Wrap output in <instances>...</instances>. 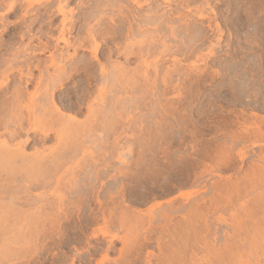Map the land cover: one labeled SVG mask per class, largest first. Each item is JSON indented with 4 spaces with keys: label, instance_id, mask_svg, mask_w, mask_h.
I'll return each instance as SVG.
<instances>
[{
    "label": "rangeland",
    "instance_id": "1",
    "mask_svg": "<svg viewBox=\"0 0 264 264\" xmlns=\"http://www.w3.org/2000/svg\"><path fill=\"white\" fill-rule=\"evenodd\" d=\"M15 1L17 2L16 4H18V6L27 5V3L32 2L31 4L33 5L34 13H31L30 16H28V21L34 20L37 17L38 12L44 13V4L47 3L45 0H41V2L45 3H43L42 6H38V1L40 0H0V4L4 3V6L2 5L3 7H0V42H5L4 44L8 43L10 49L12 48V50L8 51L7 54H5L7 49H5L6 51H2L5 56H3L5 60L6 56L8 58L12 57V53H20V51L18 52V49L22 50L24 45L26 46L24 48H27V43H32L31 46H37V44L40 42L38 36H35L36 39H25L27 41L24 40V45L21 46L19 34L20 32L26 31V24H20L23 23V20L20 19V16L23 14V8L19 7L20 10L18 9V11L14 14H9V12L7 13L8 4ZM184 1L154 0V4H145V10L139 13L140 16L137 18L139 20H135L132 23V31L134 32V35L132 36L131 40L128 38L129 33H126L130 24L125 23L120 25L117 22H113L115 19V21H117V18H119L117 15L120 14L119 11L123 12L121 9H123L124 12L130 10L136 11L134 7H132V4H130L129 0L125 2L122 1V3L120 2L115 5L111 0H72L70 2L69 7H67V11H74V20L76 23L78 22V28L75 27V29L72 31L73 33L71 37H69L74 43H78L80 41L82 38L81 33L83 36L86 35V23L83 21L81 22V20L89 14H95L96 11H98V13H96L98 15H96L97 17H93V21H90V25L88 27L94 28L95 30H104L106 27H109L114 23V25L123 26L125 35L123 36L124 39L122 38L119 41L121 43L120 47L123 48L122 50H124V48L126 49L127 47L128 50H124L125 52L122 51L123 54L120 53V55L117 53L115 55L114 53V55H112V59H110L112 63H122L126 67V70L132 69V72L134 71L135 75L133 79H135L137 76L136 82L131 81V79L123 78L122 83L120 79V81H117V83L119 82L118 85H116L113 80H109L107 84L110 86H107V88L105 86L106 81L103 82L104 80L102 81L101 79V67L98 65L100 62L101 65L107 63L106 60L100 58L99 63L95 59L92 61L93 55L92 51H89L90 49H78L77 55H75V61L83 60L85 62H92V68L95 67L93 68L94 72L92 73V77L94 79L92 80V77L90 78L92 80L90 84L92 85H89L90 87L87 89L88 92L85 89L86 92H84L86 94L82 93L84 82L82 81V85H80V81L83 79H75L74 83L69 84L67 88H62L63 90H59L60 92L62 91L61 96L63 98L61 101H59V105L56 103L57 101L55 104H57L58 107L61 105V109H63L65 114H68V116L73 115L76 117L77 115L75 119L78 123H80V125H78L75 129L78 130L79 128L80 132H75L74 130L75 133L72 131V135L71 133L70 135H63L60 141H58L56 138H52L51 140L44 143V145L33 143H27L26 147L24 145V148H27V152L25 149L24 150L28 156L34 157L35 155L33 156V154H36L38 151L43 153L42 161L44 166L37 167L39 169L35 167L33 170H31L30 168L27 169L23 167L24 165L20 163L18 159L15 160V155L17 154L14 150L11 157L15 156V163L12 161L13 158H9V161L12 159L10 163L8 161L5 163L4 160V162H1L0 198L2 201L4 200L6 202L10 200L9 198H12L10 203L13 202L15 206L18 205V208L15 207L17 210L4 208L5 211L3 212L6 214L5 216L1 217L0 223L3 221V225H7L4 228H7L10 218L17 216V218L11 219L13 221L17 219L20 221L19 224L17 221H14L15 223L11 221L13 225L10 224V222L9 225H12V228L14 229L21 227V230L23 231L22 233L18 234L19 238H8L10 239L8 241V239L6 240L4 238L5 236H1L4 235L5 232H3V230L1 232L2 227L0 228V252L2 254L4 253L2 251H7L6 254L12 253L11 251L13 250H18V254L21 251L24 256L26 254L28 261L25 263L27 264H123L126 259L128 260L126 263L124 262L125 264H157L156 260L159 258V256H161V250L158 241L162 239L160 243H163L164 241L167 242L168 237L165 238L164 234L157 232L156 230H148L149 226L146 223V218L148 217L145 218V216H149L147 215L149 211L150 213L153 211L154 218L156 217L154 219L155 223L152 226L156 227L157 225L161 224L159 219L160 210L158 209L163 207L161 211L164 212L165 209L169 208L168 205L171 202H174L176 207L185 204L188 205V201H185L184 198L181 197V194H191L196 190L207 186L201 193L207 197H210L213 194L211 186L215 182L227 183L230 180L232 183L234 182V184L235 181L240 184L244 181H241V179H243L245 174H247V172H249L252 167H254L253 165L258 156V146L260 141H262L260 140V136L263 135L261 139H264V132L261 133L260 131H257L260 125H263L261 127L264 128V123L261 121V119H264V0H187V3H189L188 6ZM190 6L191 8H188ZM119 7L120 10L118 9ZM184 8H186V10ZM150 10L151 13L158 11V15L162 17L161 19H153L149 21V23L147 22L143 24V16L149 15ZM142 18L143 20H141ZM61 19V15L58 16L57 23ZM39 24L40 25H36L35 30L40 29V31H45L47 28L46 25L44 23ZM173 25H175V27ZM54 28L56 29V26ZM55 29L53 33L54 37L57 35V30ZM30 40L33 41L29 42ZM51 40L52 39L49 37L47 39L46 37H43L42 42H48L50 44L48 48L49 50H45V53L41 52L39 54L38 52V54H35L37 59L33 57L31 58V56L29 57L30 59L28 57L25 58L31 60L30 69L31 71L33 69V71L30 72V74H32H29L31 77L28 75V77L32 80H30L31 82H28V84L23 83L26 82L25 79L27 78V69L25 70L26 67L22 68L25 75H23L24 77L20 79L22 75L20 76V72L17 73L18 69L16 70L15 68V72H9V69H11V67L14 68V65L16 64L12 65L10 63V65H12L11 67L9 64L6 66L5 64L1 66V63H3L2 60L4 59H2V57L0 58V67L3 69H0V71L7 70V66H9V71L7 74H10L8 75L9 79L7 80L10 84H8L6 81L4 82L2 79V81L0 80V102H3L4 98L6 101H10V103L8 102L10 109L8 108L9 105L7 102H4L8 105L7 109L9 110H6L7 113L5 112L2 115L3 117L0 116V118H2L0 121H2L4 125L6 124L5 126L3 124L0 126L2 127L0 128L1 141L9 139V134L12 132V129L9 127H13L14 130L15 126V124L11 122L13 121V111L11 112V91L14 89L13 86L15 82L18 85L20 80L22 81L21 86L27 85V88L25 86H23V88L21 87L23 92H25L24 89H26V92L29 94L34 93L36 89H40L39 91L41 92L39 94L42 93L41 96H43V94L46 95L47 88L45 87H47L46 85H51V83L47 84L48 82H51L49 79L52 77V75L56 76L54 69L51 68L49 64H46V62H49L48 59L52 54L56 53L55 55H58L60 52L61 54H67L66 52H68V50L70 54L73 53V49H71V47L67 48L62 42H55L54 40ZM135 41H137V43H135ZM97 42L99 44L101 43L100 45H105L104 40H101L100 37H98ZM109 45H111V43ZM127 52L130 54L128 63L125 56ZM148 52L150 54H148ZM3 54H1V56ZM38 58H41L40 60L43 59L41 64ZM38 62L40 66L36 67ZM154 62L158 64L156 65ZM48 66L50 67L48 71H44L45 67ZM69 66L70 63L67 64L66 68L68 69ZM154 66L158 67L155 68ZM41 68L43 69L41 70ZM136 68L139 69V73L137 74H135V70L138 71ZM154 68L158 69V71ZM111 69L112 68L108 67V71L105 73H109V71L111 72L113 70ZM146 72L147 74H145ZM167 76L168 78H166ZM51 79H53V77ZM43 80L46 83H43ZM123 80L126 83H123ZM12 81L13 83L11 84ZM164 81L165 83L167 82L166 85L164 84ZM111 82H113L112 84L114 85H112ZM2 83H4V85L7 83V89L2 86ZM78 83L81 88L79 87ZM50 85L48 88L50 89L51 87L52 89V86ZM1 87H3V89H1ZM135 88L138 90L137 92L134 90ZM26 92L25 94H27ZM83 95L88 97L85 98ZM46 104L44 107L47 108L46 110H49L50 106H46ZM90 105H93L92 107L94 109L95 107L98 109H93L92 111H95L94 116L92 112V115L89 117L88 109H92L88 107ZM69 106L74 107L73 111L68 110ZM101 108H103L104 112L101 111ZM105 109L107 110L105 111ZM32 110L33 109L31 107L30 109H25L23 111L25 118H27L26 115L31 113ZM75 112H77V114ZM103 113L108 116H105L106 119L104 118ZM3 119L5 121H3ZM248 123L251 126H249ZM7 125L8 129H10L8 130V132L10 131L9 134H7ZM97 125H99V127L102 125V127L99 128ZM23 126L27 127V124L25 123ZM4 129H6L5 132ZM247 129L251 133L258 132L257 134H252L251 141L248 139L246 140L247 142L245 141L243 144L241 141L237 143L232 141L231 137L233 135H240L241 132H246L245 130ZM252 130L254 131L252 132ZM2 132L6 135H4ZM18 139L21 140H15V138L9 140H11L12 144L14 143L12 142L14 140L16 142L22 140L26 141L25 137ZM163 140L165 142L167 141L166 144ZM252 143H254V145ZM60 145H63L64 148ZM35 147L40 149L36 150ZM2 148L3 147H1L0 144V151ZM63 149H65V151ZM242 150L245 151L243 152ZM198 151L201 153V155L199 156L198 153L195 156H198L200 159H202V163L200 162L202 167L200 166V168L198 165H196V167H194L195 164L192 165L193 163L197 164V162H199L196 161L199 160V158L197 157L196 159V157L193 155ZM46 154L47 156L49 155V158L44 156ZM62 155H64V157H61ZM58 156H60V158ZM215 156L217 159H215ZM57 157L59 159H57ZM223 157L226 158L227 162H224L225 160ZM243 157L245 159V164L241 162ZM145 158L148 160H145ZM140 159H142V163L139 162ZM190 161L193 163H190ZM29 162L28 166L32 167L31 159ZM136 162H139V165L136 164ZM221 163H224L225 165H218ZM45 164L47 166H45ZM164 165H168L166 166L167 168ZM203 165L207 168H204ZM169 166H172L170 168L171 170H177V172L180 170L179 174L183 170L180 174L183 179L173 180L171 177H169L170 175L167 173L168 171L170 172V169L168 168ZM189 166L191 169L194 167V173H192L193 175L197 173L201 174L200 172H202V177L200 176L199 179L196 178V180L195 177H191L192 174L190 173V176L188 171ZM216 166L219 167L221 171ZM131 168L135 170L133 171ZM35 169L37 171L40 169L41 170L37 172ZM166 169H168V171ZM165 171L166 174H163ZM121 173H130V175L131 173L132 175L137 173L136 176L139 175L140 177H138L140 179L138 178V181L136 180L135 182H131L130 179L123 177L124 175ZM182 173H185V175H182ZM186 174L189 175L186 176ZM189 176L192 179H184L185 177L188 178ZM169 178L172 180H169ZM127 179L130 180V184ZM177 179H180V177H177ZM9 181L10 184L8 183ZM182 181H189V183H184ZM257 182L251 184L252 187L255 185L256 188L254 186L253 190L250 186L249 191L252 190L251 192L253 193L259 189V193H262V191L264 192V190H261L263 188L261 187V183L264 182L262 181L260 183L261 186ZM259 187H261V189ZM121 188L125 189L124 198L118 193L121 191ZM252 193H249L247 200L250 198L251 200L256 198L257 193ZM13 194L14 197H12ZM97 197H99V200L102 201V205L104 206L100 207L96 201ZM120 197H122V199ZM190 197L193 199L194 195H191ZM114 200H118V202H116V207H113L115 206V204H113V202L115 203ZM175 200L177 201L175 202ZM247 200H244L246 204H250L251 200H249V203H247ZM244 201H235L237 207L236 205H234V207L229 206L230 208L232 207L231 210H229L230 208L227 207L228 209H225L226 211L221 210L216 213L217 215L211 216L213 214L208 213V221L212 226L211 228L214 227L213 229L219 232V234L228 232L231 234L232 228H229L231 226H227L228 222L232 219L233 215L234 217L238 215L237 208H239V204H245ZM6 202L5 204H10L9 202ZM119 204H121L123 207L125 206L124 208L128 210H126V213L128 212L131 214L129 211H132L133 216H139V214L142 217L144 216L146 219L144 225L145 227L141 225L139 226V224L131 225L129 223V225H126V223L123 226H120L117 222V224L104 227L103 224H101L103 223L102 220V222L99 220V223L95 222L96 224L92 222L93 220L91 221L92 215L94 218L97 212H99L97 215L101 214V208L104 207L106 209L110 208V210H114V208H117V205ZM59 205L63 208L66 207L65 209L69 210V215L71 216L69 220L66 218L65 220L62 219L64 217H60L61 222L59 225L62 226H59L57 224L58 222H54L52 220L55 219L54 215L53 217L50 216L52 214L61 213L58 212L59 210H57ZM159 205L162 206L157 208ZM153 207L157 209L155 210ZM78 208H80V212ZM119 208L117 211H122L123 213L125 212L124 208H120L121 211ZM106 209L105 211L108 212ZM13 211H16V216H12ZM51 211L53 213H51ZM119 212L116 213L118 214ZM262 212L263 211L261 210V212L258 214V218H264V212ZM17 213L20 216L17 215ZM134 213H136V215H134ZM205 215H207L206 212ZM37 216L40 217L38 218ZM48 216L52 218H49ZM130 216H132V214ZM179 218L178 220L176 219L177 222L179 221ZM225 219L228 220V222H224ZM176 220L172 227H175V224L177 225ZM49 221L53 222L54 226L52 225L53 223L51 224ZM88 223H90V226ZM81 224L83 225L81 226ZM131 226L134 227L131 228ZM99 228H101L102 231ZM103 232L105 233L103 234ZM146 237L152 239L146 241ZM2 238H4V240L7 242H5ZM23 240L24 242H22ZM108 243L109 245L111 244L112 247H107ZM2 244H5L6 246ZM139 244L142 246L144 245V247L139 248ZM217 245L216 247L218 248L219 245ZM107 248L110 250L108 251ZM200 249L197 250L195 247L194 251L193 249L191 250V253L189 252L190 250L187 251L188 257H186L185 264H198L200 262L199 259H201L203 263L204 252L200 251ZM247 250H249V248H246L245 244L244 252H246L244 254L247 256L241 253V255L245 256H243L244 262L247 261H245V259L248 257V261L251 260V262L249 261L250 264H256L257 262L253 261L257 260H255L254 256H249V251ZM79 252L80 255H78ZM138 252L139 254H137ZM73 255L77 256H74V259H72ZM263 258L264 257L261 256L258 258V264H264ZM61 260L64 263H62ZM237 263L241 264L239 261ZM173 264L180 263L175 262Z\"/></svg>",
    "mask_w": 264,
    "mask_h": 264
},
{
    "label": "bare ground",
    "instance_id": "2",
    "mask_svg": "<svg viewBox=\"0 0 264 264\" xmlns=\"http://www.w3.org/2000/svg\"><path fill=\"white\" fill-rule=\"evenodd\" d=\"M12 1V0H11ZM44 1V0H43ZM72 0H45V2H47V3H45V2H41V0L40 1H38L39 2V4H38V6L40 5V6H42L43 5V3H45L44 4V8H45V12L44 13H40V12H38L37 13V17L34 19V20H32V21H28V16H30V14L31 13H34V9H33V5L31 4V3H27V5H23V6H21V5H19L18 6V4H16L17 2L15 1V2H10L9 4H8V7H7V9H8V11H7V13L9 12V14L11 13V14H14V13H16L17 11H18V9L20 10V8H23V14H22V16H20L19 18L20 19H22L23 20V23H20L21 25L22 24H26L25 26H26V31H23V32H20V34H19V38H20V44H21V46L22 45H24V42L25 41H27V40H25V39H31V38H35L36 39V37L35 36H38V39L40 40V42H39V44H37V46L35 45H33V46H31V44H28L27 43V48H24V47H26L25 45L23 46V49L21 48V46H20V48L22 49V50H19L18 49V52L20 51V53H18V54H15V53H12L13 55H12V57H7L6 56V60L3 58V56H4V54L2 53V51L3 50H5V49H7V51L5 52V54H7V52L8 51H10V50H12V48L10 49V46H9V44L7 43V44H4V43H2V41L0 42V52H1V54H3L2 56H1V54H0V58L2 57V59H4V60H2V62L3 63H1V61H0V63H1V66L2 65H4L5 64V66L6 65H10V63L12 64V65H14V64H16V65H14L15 67L13 68V67H11L12 65H10V67H11V69H9L8 70V68H9V66H7V70H4V71H0V80L2 79V80H4V82L6 81L7 83H8V79H9V76L8 75H10V74H7L8 73V71L9 72H11V71H13V72H15L17 69H18V72L17 73H21L20 74V79H22L24 76L23 75H25L24 74V71H23V67H26L25 68V70L27 69V72H26V75H27V78L25 79L26 80V82H23V83H27L28 84V82H31L32 80H31V78H29L28 77V75L30 74V72H32L33 71V69H32V71H31V69H30V62H31V60H28V59H25V58H29L30 56H31V58L33 57V58H36V56H35V54H38V52H39V54L41 53V52H44L45 53V50H49L48 48H49V46H50V44L48 43V42H42V40H43V37H46V39L49 37V38H51L52 40L51 41H55V42H62L63 44H64V46H66L67 48H69V47H71V49H73V53L72 54H70L69 53V50H68V52H66L67 54H61V52H60V54H58V55H55V54H52L51 55V57L48 59L49 60V62H46V64H49V66L51 67V68H53L54 69V72H55V75L56 76H53L52 75V77H53V79H49V81H51V82H48L47 84H49V83H51V85L50 86H52V89H51V87H50V89H51V91H50V89L48 88L49 87V85H46L47 87H45V88H47L46 89V95H44L43 94V96H41V94H39L41 91H39L40 89H36L35 90V92L34 93H27L26 92V89H24L25 90V92L27 93V94H25V92H23L22 91V88H23V86H25V85H23V86H21V82L22 81H20L18 78V80H19V84L17 85L16 84V82H15V84H14V89L11 91V99H12V103H11V106H12V109H11V112L13 113V115H12V117H13V121H11V122H13L14 124H15V126H14V130H13V127L11 128V127H9L10 129H12V132H10V134H9V132H8V130H10V129H8V125H7V127H6V129H7V134H9L10 135V137H9V139H14L15 138V140H21V139H18V138H23V137H25L26 138V141H12V142H16L15 144L13 143H11V140H9V139H7V138H5V139H7V140H3V137H2V140L3 141H1L0 142V144H1V147H3L2 149H4V150H2L1 149V151H0V165H1V162L4 160L5 161V163H6V161H8L9 163H10V161L12 160H10L9 161V158H13V160L12 161H14V157H15V160L16 159H18L19 160V162L20 163H22L24 166L23 167H25V168H30L31 170H33V168H37V167H39V166H41V167H43L44 166V163H43V153L41 152H36V154L34 153L33 154V156L34 157H31V156H28L27 154H26V152H27V148L25 149L24 148V145H25V147H26V145H27V143L28 144H30V143H33V144H39V145H44V143H46L47 141H49V140H51L52 138H56V139H58V141H60L61 139H62V136L64 135H70V133L73 131L74 132V130H75V132H77V131H79L80 132V130H79V128H78V130L77 129H75L78 125H80V123H78L77 122V120L75 119L76 117H77V112H75L76 114V117L75 116H73V115H69L68 116V114H65V112L63 111V109H61V105L58 107V105H59V101H61V99L63 98L62 96H61V94H62V91L60 92L59 90H61L62 88H67L68 86H69V84H71V83H74V81H75V79L77 80V78H82L83 80H81L80 82H81V84L80 85H82V81L84 82L83 83V92L82 93H85L86 91H85V89L87 90V89H89V87L92 85V84H90V82L94 79L93 77H92V73L94 72L93 71V68H95V67H93L92 68V66H93V63L91 62H85V61H83V60H81L79 57V59L81 60V61H75V55H77V52H78V49L79 48H85L84 50H88V49H90L89 51H92V55H93V59H92V61L95 59L98 63L100 62V58H102V59H104V60H106V62L107 63H105V64H102L101 65V62H100V64H98L100 67H101V79H102V81L103 82H105L106 83V87L108 86H110L109 84H107L108 83V81L110 80H113L115 83H116V85H118V83H117V81L119 80L120 81V79H121V83H122V79L124 78V79H131V81H134V82H136V77H135V79H133L134 78V71L132 72V69H130V70H126V67L122 64V63H120V62H116V63H112L111 62V59H112V55H114V53H115V55H116V53L117 54H119L120 55V53H122V51H127L128 49H127V47H126V49L124 48V50H122L123 48L122 47H120L121 46V43L119 42L122 38H123V36L125 35V31L123 30V26H120L121 24H125V23H129L130 24V26H129V28L127 29L128 31L126 32V33H129V36H128V38H130V40H131V38H132V36L134 35V32L132 31V23H133V21H137V20H139V19H137V18H139V13H141V12H143V10H145L144 9V7H145V4H147V3H149L148 5H151V4H154V0H129V2H130V4H132V7H134V9L136 10V11H126V12H124V10L123 9H121V11H123V12H120L119 11V13L120 14H117L118 15V17L119 18H117V21H115L114 20V18H113V22H117V23H119L120 25L119 26H117V25H114V24H112L111 26H109V27H106L104 30H95L94 28H91V27H88L90 24V21L93 19V17L94 16H96V15H98V14H96V13H98V11H96V13L95 14H89V15H87L85 18H83L82 20H81V22L83 21L84 23H86V28H87V30H86V35L85 36H83V34L81 33V35H82V38L80 39V41L78 42V43H74V42H72L71 41V39L69 38V37H71V35H72V31H73V29H75V27L76 28H78L77 27V23H76V21L74 20V18H75V16H74V14H73V12L74 11H72V10H70V11H67V7H69V4H70V2H71ZM81 1V0H80ZM106 1V0H105ZM113 3H114V5L115 4H118V3H122V1H127V0H111ZM171 1V0H170ZM182 1H184V0H182ZM41 2V3H40ZM168 2V1H167ZM176 2V1H175ZM179 2V1H178ZM185 3H186V5L188 6L189 5V3H187V0L186 1H184ZM3 3V2H2ZM5 3V4H6ZM169 3V2H168ZM20 4V3H19ZM98 4V3H97ZM164 4H165V2H164ZM4 6V3L3 4H0V7L1 6ZM113 5V6H114ZM123 5V4H122ZM161 5V4H160ZM2 6V7H3ZM6 6V5H5ZM103 6V5H102ZM120 6V5H119ZM183 6V5H182ZM196 6V5H195ZM20 7V8H19ZM80 7V6H79ZM115 7V6H114ZM131 8V7H130ZM188 8H191V6L190 7H188ZM200 8V7H199ZM119 10H120V7L118 8ZM150 9V8H149ZM185 10H186V8H184ZM22 10V9H21ZM37 10V9H36ZM39 10V9H38ZM129 10V9H128ZM193 10V9H192ZM198 10H200V9H198ZM40 11V10H39ZM152 11H154V10H152ZM201 12V11H200ZM146 13V12H145ZM150 14L149 15H144L143 17H144V20H143V18L141 19V20H143L142 22H143V24L144 23H149V21H151V20H158V19H161V17L162 16H159L158 15V11L156 12H152L151 13V10H150V12H149ZM8 14V15H9ZM100 14V13H99ZM167 14V13H166ZM61 15V17H62V19L60 20V21H58V23H57V18H58V16H60ZM179 15V14H178ZM97 17V16H96ZM117 17V16H116ZM201 17H202V13H201ZM3 18V17H2ZM141 18V17H140ZM97 19V18H96ZM22 20H19V21H22ZM95 20V19H94ZM140 20V21H141ZM175 20V19H174ZM93 21V20H92ZM91 21V22H92ZM167 21V20H166ZM27 23H29V24H27ZM39 23H44L45 25H46V30L43 32L42 30L40 31V29H38V30H35V27H36V25H40ZM160 23V22H159ZM176 23H177V20H176ZM181 24V23H180ZM98 25V24H97ZM127 25V24H126ZM6 26V25H5ZM4 26V27H5ZM42 26V25H41ZM56 26V29L54 28ZM157 26H158V24H157ZM156 26V27H157ZM169 26V25H168ZM174 27H175V25H173ZM20 27V26H19ZM40 27V26H39ZM45 27V26H44ZM140 27V26H139ZM155 27V28H156ZM164 27V26H163ZM179 27V26H178ZM41 28V27H40ZM55 30H57V35H56V37H54L53 36V33H54V29ZM23 29H24V27H23ZM42 29V28H41ZM170 29V28H169ZM25 30V29H24ZM171 30V29H170ZM181 30V29H180ZM161 31V30H160ZM164 31H166V30H164ZM174 31V30H173ZM155 32V31H154ZM136 33V32H135ZM149 33V32H148ZM143 34V33H142ZM145 34V33H144ZM157 34H158V31H157ZM195 34V33H194ZM80 35V34H79ZM137 35V34H136ZM135 35V36H136ZM53 36V37H52ZM155 36V35H154ZM182 36V35H181ZM98 37H100L101 38V40H104V44L105 45H100L98 42H97V39H98ZM178 37V36H177ZM127 38V37H126ZM139 38H141V37H139ZM168 38H169V36H168ZM124 39V38H123ZM135 39V38H134ZM157 39V38H156ZM164 39V38H163ZM25 40V41H24ZM129 40V41H130ZM136 40V39H135ZM142 40V39H141ZM155 40V39H154ZM31 41H33V40H30L29 42H31ZM138 41V40H137ZM137 41H135V43H137ZM50 42V41H49ZM140 42V41H139ZM158 42V41H157ZM164 42V41H163ZM111 43V45H112V47H111V45H109ZM151 43V42H150ZM166 43V42H165ZM56 45V44H55ZM61 45V44H60ZM128 45V44H127ZM163 45V44H162ZM52 46V45H51ZM59 46V45H58ZM57 46V47H58ZM123 46V45H122ZM149 47V46H148ZM147 47V48H148ZM165 47V46H164ZM88 48V49H87ZM153 48V47H152ZM50 49H52V48H50ZM164 49V48H163ZM166 49V48H165ZM14 50H16V49H14ZM60 50V49H59ZM63 51V50H62ZM124 51V52H125ZM130 52V51H129ZM146 52V51H145ZM17 53V52H16ZM123 54V53H122ZM121 54V55H122ZM148 54H150L149 52H148ZM156 54V53H155ZM154 54V55H155ZM35 57H34V56ZM129 55L130 54H128V52L126 53V60H127V63H128V60H129ZM145 55V54H144ZM143 55V56H144ZM50 56V55H49ZM150 56V55H149ZM5 57V56H4ZM22 58H23V60H22ZM111 58V59H110ZM8 59V60H7ZM21 59V60H20ZM30 59V58H29ZM37 59V58H36ZM41 59V58H40ZM39 58H38V60H39V62H40V64H41V61L43 60H40ZM89 59V58H88ZM39 62H38V64H37V66L36 67H38V66H40L39 65ZM70 63V66H69V68L67 69L66 68V66H67V64H69ZM45 64V63H44ZM149 64V63H148ZM153 64V63H152ZM154 64H156L155 62H154ZM158 64V63H157ZM156 64V65H157ZM124 67H123V66ZM143 65V64H142ZM45 67V69H44V71L45 70H47L48 71V69L50 68V67ZM94 66H95V64H94ZM122 66V67H121ZM129 66V65H128ZM146 66H147V64H146ZM43 67V66H42ZM112 68L111 70V72L109 71V73H105V72H107L108 70H107V68ZM136 67V66H135ZM148 67V66H147ZM147 67H146V69H147ZM150 67V66H149ZM155 67V66H154ZM158 66H156L155 68H157ZM15 68H16V70H15ZM141 68V67H140ZM154 68V69H155ZM0 69H1V67H0ZM4 69H6V68H4ZM37 69V68H36ZM39 69V68H38ZM43 68H41V70H42ZM136 69H138V68H136ZM150 69V68H149ZM1 70H3V69H1ZM134 70V69H133ZM155 70H157L158 71V69H155ZM128 71H131V72H128ZM144 71V70H143ZM12 72V73H13ZM135 74H137V73H139V69H138V71H136L135 70ZM141 73V72H140ZM170 73V72H169ZM32 74V73H31ZM30 74V75H31ZM145 74H147V72L145 73ZM29 75V76H30ZM51 75V74H50ZM94 75V74H93ZM144 75V74H143ZM63 78H62V77ZM149 76V75H148ZM166 76V75H165ZM169 76V75H168ZM168 76L166 77V78H168ZM31 77V76H30ZM50 77V76H49ZM60 77H61V79H60ZM92 77V78H91ZM99 77V76H98ZM139 77V76H138ZM164 77V76H163ZM171 77V76H170ZM41 78V77H40ZM92 80H91V79ZM146 78V77H145ZM23 79V80H24ZM32 79H33V77H32ZM95 79H96V77H95ZM99 79V78H98ZM140 79V78H139ZM139 79H137V80H139ZM1 80V81H2ZM11 80V79H10ZM31 80V81H30ZM148 80V79H147ZM151 80V79H150ZM169 80V79H168ZM45 81H46V79H45ZM44 80L42 81L43 83L45 82ZM48 81V80H47ZM124 81V80H123ZM18 82V81H17ZM41 82V83H42ZM79 82V83H80ZM102 82V83H103ZM134 82H133V84H134ZM138 82V81H137ZM7 83H5V85H4V83H2V86H4L5 88H6V86H7ZM13 83V81L11 82V84ZM46 83V82H45ZM79 83H78V85H79ZM98 83V82H97ZM113 82H111V84H112ZM123 83H126L125 81L123 82ZM140 83V82H139ZM8 84H10V83H8ZM101 84V83H100ZM133 84H131V85H133ZM164 84L166 85L167 84V82L165 83V81H164ZM80 85H79V87H80ZM90 85V86H89ZM112 85H114V84H112ZM115 85V86H116ZM124 85V84H123ZM123 85H122V87H123ZM126 85H128V84H126ZM10 86H12V85H10ZM101 86V85H100ZM135 86V85H134ZM8 87V86H7ZM22 87V88H21ZM26 88H27V85L25 86ZM24 87V88H25ZM107 87V88H108ZM124 87H125V85H124ZM132 87V86H131ZM136 87V86H135ZM12 88V87H11ZM81 88V87H80ZM134 88V87H133ZM1 89H3V87H1ZM7 89V88H6ZM9 89V88H8ZM79 89V88H78ZM106 89V88H105ZM48 90V91H47ZM63 90V89H62ZM117 90V89H116ZM119 90V89H118ZM136 92L138 91V90H136V88L134 89ZM140 90V89H139ZM143 90V89H142ZM10 91V90H9ZM85 91V92H84ZM102 91H103V89H102ZM87 92H88V90H87ZM8 94V93H7ZM86 94V93H85ZM40 95V96H39ZM83 97H85V98H87L86 96H84L83 95ZM89 97H90V95H89ZM8 99H10V98H8ZM7 99V100H8ZM73 99V98H72ZM89 99V98H88ZM5 100V101H4ZM4 100H3V102H0V116H2L5 112H6V110H9L10 108V105H9V103H10V101H6V99L4 98ZM57 101V102H56ZM82 101H83V99H82ZM93 101V100H92ZM7 102V104L9 105H7V104H5V103ZM9 102V103H8ZM43 102H44V105H43ZM55 102L56 103H58V105L57 104H55ZM79 102V101H78ZM46 103H48V104H46ZM62 103V102H61ZM45 104H46V106L47 105H49L50 106V108H49V110H46L47 108L46 107H44L45 106ZM51 104H52V106H51ZM76 104H78V103H76ZM92 104V103H91ZM80 105V104H79ZM7 106H8V108L9 109H7ZM74 106V105H73ZM71 107V106H69L68 107V110H71V111H73V109H74V107ZM93 106V105H92ZM91 105L90 106H88V107H90V108H92L91 110H89L88 109V116L90 117V115H92L93 114V116H94V113H95V111L93 112L92 110L94 109L93 107H92ZM32 107V111H31V113H28L27 115H26V117L27 118H25V114H23L24 112V110L26 109H30ZM64 107H65V105H64ZM79 108V107H78ZM106 108V107H105ZM98 108H96L95 107V109L94 110H97ZM100 109V108H99ZM102 110L101 111H103V108H101ZM75 110H77V109H75ZM107 109H105V111H106ZM91 111V112H90ZM10 112V113H11ZM93 112V113H92ZM97 112V111H96ZM104 112V111H103ZM7 113V112H6ZM67 113V112H66ZM79 113H80V111H79ZM92 113V114H91ZM101 113V112H100ZM70 114V113H69ZM104 114V113H103ZM102 114V115H103ZM111 114V113H110ZM241 114V113H240ZM79 115V114H78ZM108 117L107 115H105L104 114V118L106 119V117ZM238 116V115H237ZM259 116V115H258ZM3 117V116H2ZM11 117V118H12ZM241 117V116H240ZM11 118H10V120H11ZM94 118V117H93ZM103 118V119H104ZM239 118V117H238ZM255 118V117H254ZM2 118H0V120H1ZM108 119V118H107ZM240 119V118H239ZM238 119V120H239ZM109 120V119H108ZM236 120V119H235ZM245 120V119H244ZM3 121H5L4 119H3ZM88 121V120H87ZM106 121V120H105ZM237 121V120H236ZM261 121L264 123V119L262 120L261 119ZM260 121V122H261ZM27 124V127H25V126H23L25 123ZM259 122V123H260ZM24 123V124H23ZM88 123V122H87ZM2 124L4 125V123L2 122V121H0V126H2ZM13 124V125H14ZM84 124V123H83ZM101 124V123H100ZM104 124V123H103ZM109 124V123H108ZM231 124V123H230ZM234 124V123H233ZM6 125V124H5ZM4 125V126H5ZM107 125V124H106ZM243 125V124H242ZM248 125H249V123H248ZM85 126V125H84ZM98 127H99V125H97ZM105 126V125H104ZM103 126V127H104ZM249 126H251V125H249ZM257 126V125H256ZM261 126H263V125H260V127L258 128V132L260 131L261 133H263L264 132V128H262ZM100 127H102V125L100 126ZM99 127V128H100ZM0 128H2V127H0ZM3 128H5V127H3ZM108 128V127H107ZM243 128V127H242ZM6 129H4V132H5V130ZM246 129V128H245ZM252 129H253V127H252ZM2 130V129H1ZM243 130V129H242ZM248 130V129H247ZM247 130H245L246 132H241V134L239 135H233L231 138H232V141L233 142H235V143H237V142H239V141H241L242 142V144H243V142H245L246 140H248L249 139V141H251V136H252V134H257L258 132H253L254 130H252V132L253 133H251L249 130L247 131ZM104 131H105V129H104ZM108 131V130H107ZM106 131V132H107ZM74 132V133H75ZM86 132H87V130H86ZM3 133V132H2ZM66 133V134H65ZM104 133V132H103ZM108 133V132H107ZM4 134V133H3ZM2 134V135H3ZM73 133H71V135H72ZM78 134V133H77ZM85 134H87V133H85ZM90 134V133H89ZM230 134V133H229ZM1 135V136H2ZM4 135H6V134H4ZM263 136V135H262ZM262 136H260L261 138H262ZM254 137V136H253ZM253 137H252V139H253ZM66 138V137H65ZM64 138V139H65ZM100 138V137H99ZM230 138V139H231ZM256 138V137H255ZM260 138V140H262V141H260V143H259V153L257 154L258 156H257V158H256V160H255V163H254V167H252V169L249 171V172H247V174H245V177H243V179H241V181H243L242 183H240V184H238V182H236L235 181V184H234V182L232 183L230 180L226 183L225 181V183H223V182H221V183H217V182H215V183H213L212 184V186H211V189H212V192H213V194L210 196V197H207V196H205L203 193H201L202 191H204L205 190V188L207 187H202V188H200V189H198V190H196L195 192H193V193H191V194H181V197L182 198H184V200L185 201H188V205H180V206H178V207H176L175 206V203L174 202H171V203H169V208L168 209H165V211H164V209H163V211L164 212H162L161 210H162V208L161 209H158V210H160L159 212H160V214H159V219H160V222H161V224L160 225H157L156 227H152L153 225H154V219L156 218H154V213H153V211L150 213V211L147 213V215H149V216H145V218L146 217H148V218H144V216L142 217L140 214H139V212H138V214H139V216L137 215V216H133V213H132V211H129V212H131V214H132V216H130L131 214H129L128 212V214L126 213V210L127 209H125L121 204H119L120 205V208H121V206H122V208H124V213L121 211V209L119 208V205H117V208H114V210H110V208L109 209H106V208H101V214L100 215H97V213H99V212H97L96 213V215L94 216V218H93V215H92V218H91V221L92 222H94V224H96L95 222H98L99 220H100V222H102L103 221V223H101V224H103V226L104 227H109V226H111V225H113V224H119L120 226H123L124 224H126V225H129V224H131V225H134V224H139V226L141 225V226H144L145 225V220L147 221L146 223L148 224V230H156L157 232H161L162 234H164V236H165V238L166 237H168V240H167V242H163V243H160V241L162 240H160V241H158V243H159V247H160V250H161V256H159V258L156 260L157 261V264H173V263H175V262H178V263H180V264H185L186 263V257H188L187 256V251H189L190 253H191V250L193 249V251H194V248L196 247V249L198 250V249H200V251H202V252H204V254H203V257H204V260H203V263H202V261H201V259H199L200 260V262L198 263V264H239V263H237L238 261L239 262H241V264L243 263V264H250L249 263V261L251 262V260H249L248 261V257H247V259H245V261L246 262H244V258H243V256L245 255L244 253L246 252H244V248H245V244H246V248H249V250H247V251H249L248 252V255L249 256H254L255 257V260H257V261H253V262H257L256 264H258V262H259V257L261 256V257H264V218L262 217V218H258V214L261 212V210L264 212V197H263V195H264V192L262 191V193L260 192H258V190H256V192L255 193H257V196H256V198H252L253 200H251V198L249 199V200H251V202L249 201V200H247L248 199V197H249V193H252L251 191H249V187L251 186V184H253V183H255V182H257V183H259V185H260V183L263 181L264 182V139H261ZM1 139V138H0ZM68 139V138H67ZM164 139V138H163ZM259 139V138H258ZM65 141V140H64ZM90 141V140H89ZM158 141V140H157ZM156 141V142H157ZM164 141V140H163ZM162 141V142H163ZM248 141V142H249ZM159 142V141H158ZM161 142V143H162ZM165 142V141H164ZM167 142V141H166ZM166 142H165V144H166ZM169 142V141H168ZM247 142V141H246ZM64 143V142H63ZM231 143V142H230ZM32 144V145H33ZM239 144V143H238ZM253 145H254V143H252ZM31 145V146H32ZM65 145V144H64ZM151 145V144H150ZM155 145V144H154ZM164 145V144H163ZM34 146H36V145H34ZM60 146H63V145H60ZM194 146V145H193ZM232 146V145H231ZM230 146V147H231ZM29 147V146H28ZM38 147V146H37ZM150 147V146H149ZM151 147H152V145H151ZM159 147V146H158ZM196 147V146H195ZM233 147V146H232ZM14 148V149H13ZM29 148H31V147H29ZM36 148V147H35ZM63 148H64V146H63ZM156 148V147H155ZM194 148V147H193ZM206 148V147H205ZM215 148V147H214ZM213 148V149H214ZM26 150V152H25V150ZM40 148H36V150H39ZM195 149V148H194ZM197 149V148H196ZM202 149V148H201ZM224 149H227V148H224ZM243 149V148H242ZM16 152V154L17 155H15L14 157H11L12 156V152H14V151ZM64 151H65V149H63ZM63 150H61V151H63ZM160 150V149H159ZM162 150H164V149H162ZM161 150V151H162ZM197 150H199V149H197ZM204 150V149H203ZM221 150H223V149H221ZM58 151V150H57ZM150 151V150H149ZM205 151V150H204ZM216 151H217V149H216ZM243 151V150H242ZM245 151V150H244ZM243 151V152H244ZM11 153V154H10ZM54 153V152H53ZM63 153V152H62ZM67 153V152H66ZM144 153V152H143ZM199 153V151L198 152H195V154H193L194 156L195 155H197ZM211 153V152H210ZM38 154V155H37ZM45 154V153H44ZM202 154H204V153H202ZM239 154V153H238ZM57 155H59V154H57ZM199 156L201 155V153H199L198 154ZM217 155V154H216ZM241 155H242V153H241ZM44 156H47V154L46 155H44ZM145 156V155H144ZM194 156H193V158H194ZM209 156V155H208ZM222 156V155H221ZM243 156H244V154H243ZM48 158H49V155L47 156ZM59 158H60V156H58ZM57 157V159H59ZM61 157H64V155H62ZM67 157V156H66ZM196 157V156H195ZM198 157V156H197ZM197 157H196V159H197ZM216 157V156H215ZM225 157V156H224ZM223 157V158H224ZM229 157V156H228ZM255 157V156H254ZM7 158H8V160H7ZM55 158H56V156H55ZM148 158V157H147ZM147 158H145V160L147 159ZM153 158V157H152ZM156 158V157H155ZM154 158V159H155ZM199 158V157H198ZM202 158V157H201ZM204 158V157H203ZM206 158V157H205ZM231 158V157H230ZM229 158V159H230ZM234 158V157H233ZM241 158V157H240ZM31 159V164H32V167H30V166H28V162H29V160ZM44 159H45V157H44ZM207 159H208V157H207ZM215 159H217V157L215 158ZM219 159H222V158H219ZM228 159V160H229ZM232 159V158H231ZM55 160V159H54ZM148 160V159H147ZM180 160V159H179ZM224 162H227L226 161V158H224ZM3 161V162H4ZM56 161V160H55ZM142 161V159H140V161L139 162H141ZM195 161V160H194ZM196 161H199V162H197V164L196 163H193L192 161H190V163L192 162L193 164L192 165H194L195 164V166L194 167H196V165H198L199 166V168H200V166L202 165H200V162L202 161V159H200L199 158V160H196ZM195 161V162H196ZM16 162H18V161H16ZM18 162V163H19ZM47 162V161H46ZM45 162V163H46ZM139 162H136V164H138ZM221 162H223V161H221ZM243 164H245V159H244V157L242 158V161H241ZM9 163H7V164H9ZM12 163V162H11ZM14 163H15V161H14ZM49 163V162H48ZM53 163H54V161H53ZM53 163H51V164H53ZM133 163H135V162H133ZM133 163H132V165H133ZM142 163V162H141ZM145 163V162H144ZM160 163V162H159ZM169 163V162H168ZM199 163V164H198ZM202 163V162H201ZM220 163V162H219ZM235 163V162H234ZM29 164H30V162H29ZM55 164V163H54ZM135 164V165H136ZM156 164V163H155ZM165 164V163H164ZM224 164V163H223ZM222 163L221 164H218V165H223ZM251 164V163H250ZM253 164V163H252ZM3 165V164H2ZM28 167H27V166ZM59 165V164H58ZM139 165V164H138ZM137 165V166H138ZM156 165H158V164H156ZM174 165V164H173ZM191 165V164H190ZM192 165H191V167H192ZM225 165V164H224ZM5 166H6V164H5ZM45 166H47L46 164H45ZM50 166V165H49ZM142 166V165H141ZM160 166V165H159ZM163 166V165H162ZM165 166V165H164ZM166 166H168V165H166ZM165 166V167H166ZM182 166H184V165H182ZM204 166V165H203ZM227 166V165H226ZM3 167V166H2ZM1 167V168H2ZM57 167V166H56ZM132 167V166H131ZM153 167H154V165H153ZM172 167V166H171ZM170 166L168 167L169 169L171 168ZM174 167H176V166H174ZM174 167H173V169H174ZM194 167H193V169H194ZM202 167V166H201ZM206 166H204V168H205ZM217 167V166H216ZM235 167V166H234ZM24 168V169H25ZM167 168V167H166ZM207 168V167H206ZM218 169H220L219 167H217ZM216 168V169H217ZM23 169V170H24ZM37 169H39V168H37ZM132 169V168H131ZM139 169V168H138ZM138 169H136V170H138ZM155 169H156V167H155ZM159 169H162V168H159ZM158 169V170H159ZM177 169V168H176ZM190 166H189V174L191 173H194L193 172V169H191V171H190ZM31 170H29V171H31ZM36 170V169H35ZM41 170V169H40ZM39 170V171H40ZM133 170V169H132ZM135 170V169H134ZM133 170V171H134ZM163 170H164V168H163ZM167 171H168V169H166ZM199 170V169H198ZM208 170H210V169H208ZM212 170V169H211ZM224 170V169H223ZM37 171V170H36ZM39 171H37V172H39ZM140 171V170H139ZM180 171V170H179ZM179 171L177 172V170H171L170 169V172L168 171L167 173H169L168 175H170L169 177H171L173 180H182L183 178L181 177V172L183 171H181L180 172V174H179ZM220 171H221V169H220ZM25 172V171H24ZM138 172V171H137ZM142 172V171H141ZM140 172V173H141ZM153 172H154V170H153ZM157 173V172H156ZM166 174V171L165 172H163V174ZM197 173V172H196ZM201 174H195V175H193L192 174V176H191V174H190V176L191 177H195V180H196V178L197 179H199V177L202 175V172H200ZM120 174V173H119ZM122 175H124L123 177H125V178H128V179H130L131 180V182H135L139 177L138 176H136L137 175V173H135V174H133L132 175V173H131V175H130V173H121ZM139 174V173H138ZM185 175V173H182V175ZM189 174H186V176H188ZM121 175V176H122ZM8 176V175H7ZM24 176H25V174H24ZM99 176V175H98ZM120 176V177H121ZM185 177L184 179H189V178H191V177ZM14 177V176H13ZM119 177V176H118ZM117 177V178H118ZM151 177V176H150ZM149 177V178H150ZM177 177H180V179H177ZM184 177V176H183ZM202 177V176H201ZM171 178H169V180H172ZM241 178V177H240ZM245 178V179H244ZM257 178V179H256ZM9 179V178H8ZM127 179V180H128ZM140 179V178H139ZM138 179V180H139ZM192 179V178H191ZM201 179V178H200ZM116 180V179H115ZM126 180V179H125ZM130 180H128V182L130 181ZM137 180V181H138ZM147 180V179H146ZM193 180H194V178H193ZM239 180V179H238ZM262 180V181H261ZM11 181V180H10ZM10 181L8 182L9 184H10ZM16 181V180H15ZM187 181V180H186ZM185 181V182H186ZM190 181V180H189ZM189 181L188 182H186V183H189ZM192 181V180H191ZM200 181V180H199ZM1 182V181H0ZM14 182V181H13ZM131 182H129V184L131 183ZM147 182V181H146ZM182 182H184V181H182ZM184 182V183H185ZM219 182V181H218ZM231 182V183H230ZM7 183V184H8ZM137 183V182H136ZM230 183V184H229ZM237 183V184H236ZM12 184V183H11ZM263 184L264 183H261V187H263L264 188V186H263ZM188 185V184H187ZM191 185V184H190ZM194 185V184H193ZM255 186V185H254ZM253 186V187H254ZM252 187V186H251ZM253 187L251 188V189H253ZM261 187H259L260 189H261ZM125 188V187H124ZM255 188H256V186H255ZM261 189V190H264V189ZM5 189V188H4ZM4 189H2V190H4ZM132 189V188H131ZM1 190V189H0ZM254 190V189H253ZM1 192V191H0ZM124 192H125V189H123V188H121V191H119L118 193L124 198ZM253 192V193H254ZM252 193V194H253ZM254 193V194H255ZM179 194V195H180ZM263 194V195H262ZM191 195H194V197H193V199H191ZM262 195V196H261ZM27 196V195H26ZM136 196V195H135ZM12 197H14V194H13V196ZM24 197V196H23ZM122 197H120L121 199H122ZM126 197H127V195H126ZM255 197V196H254ZM263 197V198H262ZM21 198V197H20ZM19 198V199H20ZM25 198V197H24ZM41 198H42V196H41ZM10 200L12 199V198H9ZM98 199V200H97ZM97 199H96V201L98 202V204L100 205V207H102V206H104V205H102V201L101 200H99V197H97ZM112 199V198H111ZM115 199V198H114ZM142 199V198H141ZM10 200H8V202L10 203ZM23 200V199H22ZM113 200V199H112ZM247 200V203H249L250 202V204H246V202L245 201ZM25 201V200H24ZM28 202H30L29 200H27ZM111 201V200H110ZM115 201V200H114ZM177 200H175V202H176ZM235 201H237V202H239V201H244V203L245 204H242V205H240L239 204V208H237L238 209V215H236L235 217H234V215H233V217H232V219L231 220H229V222H228V220H224V222H228V225L227 226H231V227H229V228H232V233L231 234H229V232L228 233H223V234H219V232H217V231H215L213 228H211L212 226L210 225V222L208 221L209 220V217H208V215L209 214H213V215H211V216H214V215H217L216 213H218L219 211H223V210H227L228 208H230L229 206H232V207H234V205H236L235 204ZM5 202L6 201H2V199L0 198V219H1V217H3V216H5V212H3V211H5L4 210V208H9V209H11V210H14V209H16V208H18L17 206L18 205H16L15 206V204L13 203V202H11L10 204H5ZM8 202H6V203H8ZM26 202V201H25ZM24 202V203H25ZM116 202H118V200L117 201H115V203L113 202V204H115V206H113V204H112V206L113 207H116ZM124 202H125V200H124ZM189 202H191V203H189ZM16 203H17V201H16ZM243 203V202H242ZM32 204V203H31ZM37 204V203H36ZM49 204V203H48ZM123 204V203H122ZM26 205H27V203H26ZM42 205V204H41ZM62 205V204H61ZM158 205V204H157ZM24 206V205H23ZM57 206V205H56ZM65 206V205H64ZM162 205H159V206H157V208L159 207H161ZM16 207V208H15ZM28 207V206H27ZM50 207V206H49ZM99 207V208H100ZM228 207V208H227ZM232 207L229 209V210H231L232 209ZM236 207H237V205H236ZM47 208V207H46ZM51 208H54V207H51ZM56 208H58V207H56ZM66 208V207H65ZM65 208H63L62 206L60 207V205H59V208L57 209V210H59L58 212H61V213H57V214H52V215H50V216H52L53 217V215H54V218L55 219H52L54 222L56 221V222H58L57 224L59 225V223L61 222L60 220V217H64V218H62V219H67V220H69L70 218H71V216L69 215V210H67V209H65ZM112 208V207H111ZM120 209V211L121 212H119V211H117V209ZM154 208V207H153ZM156 208V209H157ZM36 209V208H35ZM43 209V208H42ZM79 209V212H80V208H78ZM105 209L106 210H108V212L107 211H105ZM129 209V208H128ZM155 209V208H154ZM153 209V210H154ZM155 209V210H156ZM8 210V209H7ZM6 210V211H7ZM17 210V209H16ZM44 210H46V209H44ZM225 210V211H226ZM38 211V210H37ZM40 211V210H39ZM42 211V210H41ZM56 211V210H55ZM54 211V212H55ZM99 211H100V209H99ZM128 211V210H127ZM224 211V212H225ZM234 211H235V208H234ZM18 212V211H17ZM36 212V211H35ZM116 212H119L118 214H119V216H118V214L116 213ZM205 212L207 213V215H205ZM262 212V213H263ZM4 213V214H3ZM13 213V215L12 216H16V211H13L12 212ZM31 213V212H30ZM34 213V212H33ZM51 213H53L52 211H51ZM150 213V214H149ZM209 213V214H208ZM21 214V213H20ZM70 214H72V213H70ZM93 214H95V213H93ZM116 214H117V216H116ZM145 214V213H144ZM234 214H236V213H234ZM17 215H19L18 213H17ZM134 215H136V213H134ZM262 215V214H261ZM11 216V215H10ZM20 216V215H19ZM22 216V215H21ZM178 216V217H177ZM179 216H180V218H179ZM260 216V215H259ZM29 217V216H28ZM38 217V216H37ZM40 217V216H39ZM38 217V218H39ZM47 217V216H46ZM46 217H44V218H46ZM49 217V216H48ZM52 217H49V218H52ZM80 217V216H79ZM89 217V216H88ZM142 217V218H141ZM11 218H17V216L16 217H11ZM10 218V224H12L13 225V223H15L14 221H17L18 222V224H19V222L20 221H18L17 219H15L14 221L12 220ZM20 218V217H19ZM36 218V217H35ZM84 218V217H83ZM89 218V219H90ZM178 218H179V221L177 222V220H178ZM221 218V217H220ZM219 218V219H220ZM65 219V220H66ZM88 219V218H87ZM116 219H117V221H116ZM177 219V220H176ZM49 220H51V219H49ZM51 220V221H52ZM102 220V221H101ZM175 220H176V223H177V225L175 224V227L173 226L172 227V225L174 224V222H175ZM217 220H218V218H217ZM2 221V220H1ZM13 223H12V222ZM51 221H49L51 224L53 223V222H51ZM88 221V220H87ZM86 221V222H87ZM90 221V222H91ZM219 221V220H218ZM9 222H8V227L7 228H4L5 226H7V225H3V221L0 223L1 224V226H0V228H1V232H2V230H3V232H5V234L4 235H1V236H5L4 238L7 240L8 238H12V237H17V238H19V233H22L23 231L21 230V227L19 228H16V229H14V228H12V225H9ZM117 222V223H116ZM38 223V222H37ZM43 223V222H42ZM99 223V222H98ZM129 223V224H128ZM62 224V223H61ZM85 224V223H84ZM213 224V223H212ZM53 226H54V223L52 224ZM51 225V226H52ZM83 224H81V226H82ZM88 225L90 226V223H88ZM125 225V226H126ZM16 226V225H15ZM14 226V227H15ZM17 226H19V225H17ZM38 226V225H37ZM44 226V225H43ZM42 226V227H43ZM59 226H62V225H59ZM59 226H57V227H59ZM55 227H56V225H55ZM134 226H131V228H133ZM145 227V226H144ZM152 227V228H151ZM221 227H222V225H221ZM36 228H38V227H36ZM81 228V227H80ZM83 228V227H82ZM129 228H130V226H129ZM218 228V227H217ZM11 229H13V230H11ZM59 229H61V228H59ZM100 230H101V228H99ZM144 229V228H143ZM27 230V229H26ZM81 230H84V229H81ZM99 230V231H100ZM102 231V230H101ZM218 231H219V229H218ZM63 232V231H62ZM222 232V231H221ZM105 232H103V234H104ZM2 234V233H1ZM24 234V233H23ZM166 234V235H165ZM222 236V237H220V236ZM0 236V237H1ZM21 236V235H20ZM24 236V235H23ZM26 237V236H25ZM63 237V236H62ZM4 238H2L3 240H4ZM21 238H23V237H21ZM152 238H145V240L146 241H149V240H151ZM1 240V239H0ZM10 239H8V241H9ZM24 240H25V238H24ZM24 240L22 241V242H24ZM5 241V240H4ZM17 241H19V240H17ZM21 241V240H20ZM28 241V240H27ZM5 242H7V241H5ZM44 242V241H43ZM3 243V242H2ZM10 243H11V241H10ZM18 243H20V242H18ZM219 243H221V244H219ZM1 244V243H0ZM12 244V243H11ZM219 245V247L217 248L216 247V245ZM2 245H4V246H6L7 245V243H6V245L5 244H2ZM25 245V244H24ZM43 245V244H42ZM109 243L107 244V247H109L110 248V246H111V244L109 245ZM217 245V246H218ZM248 245V246H247ZM3 246V247H4ZM21 246V245H20ZM200 248H199V247ZM8 247V246H7ZM112 247V246H111ZM142 247H144V245L142 246L141 244H139V248H142ZM198 247V248H197ZM8 249V248H7ZM10 250H12V249H10ZM107 250L109 251L110 249H108L107 248ZM17 251L18 250H13V251H11L12 253H8V254H6L7 253V251H2V252H4L3 254L1 253L0 254V264H27V263H25L26 261H28V259H27V257H26V254H25V256L23 255V253L21 254L20 252H19V254L17 253ZM137 251H138V249H137ZM199 251V252H200ZM26 252V251H25ZM28 253V252H27ZM189 253V254H190ZM241 253H243L244 255H241ZM22 256H21V255ZM77 254V253H76ZM137 254H139V252L137 253ZM194 254V253H193ZM29 255H31V254H29ZM78 255H80V252H79V254ZM205 255V256H204ZM74 256L75 255H73V258L72 259H74ZM77 256V255H76ZM75 256V257H76ZM245 256H247V255H245ZM244 256V257H245ZM30 257V256H29ZM80 257V256H79ZM203 257H200V258H203ZM81 258V257H80ZM66 259V258H65ZM71 259V258H70ZM71 259V260H72ZM79 259V258H78ZM250 259V258H249ZM264 259V258H263ZM64 260V259H63ZM68 260V259H67ZM66 260V261H67ZM82 260V259H81ZM127 260L128 259H126L124 262L126 263L127 262ZM65 261V260H64ZM197 261H198V259H197ZM61 262H62V260H61ZM74 262V261H73ZM123 262V264H125ZM252 262V263H253ZM62 263H64V262H62ZM128 263H129V261H128ZM260 263H261V261H260ZM59 264H61V263H59ZM149 264H151V263H149ZM262 264V263H261Z\"/></svg>",
    "mask_w": 264,
    "mask_h": 264
}]
</instances>
